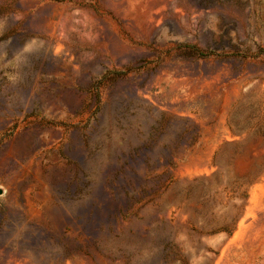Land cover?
Returning a JSON list of instances; mask_svg holds the SVG:
<instances>
[{
    "label": "rangeland",
    "instance_id": "obj_1",
    "mask_svg": "<svg viewBox=\"0 0 264 264\" xmlns=\"http://www.w3.org/2000/svg\"><path fill=\"white\" fill-rule=\"evenodd\" d=\"M0 264H264V0H0Z\"/></svg>",
    "mask_w": 264,
    "mask_h": 264
}]
</instances>
